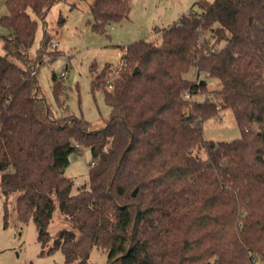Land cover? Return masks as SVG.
I'll return each instance as SVG.
<instances>
[{"label": "trees", "instance_id": "obj_1", "mask_svg": "<svg viewBox=\"0 0 264 264\" xmlns=\"http://www.w3.org/2000/svg\"><path fill=\"white\" fill-rule=\"evenodd\" d=\"M57 1L5 0L0 17V191L34 219L41 253L61 247L65 264H93L94 247L107 264H264V0H197L201 11L158 29L162 41L122 46L117 75L106 79L110 65L93 75L112 107L99 127L52 109L27 52L29 10L43 19ZM131 1L95 0L93 27L127 18ZM193 66L220 86L185 77ZM63 78L52 76L57 94ZM226 107L242 135L207 140L204 121ZM83 147L90 181L73 194L65 171Z\"/></svg>", "mask_w": 264, "mask_h": 264}, {"label": "rangeland", "instance_id": "obj_2", "mask_svg": "<svg viewBox=\"0 0 264 264\" xmlns=\"http://www.w3.org/2000/svg\"><path fill=\"white\" fill-rule=\"evenodd\" d=\"M94 1H57L43 19L29 10L37 25L34 41L27 52L37 68L36 78L41 92L52 109L58 114L69 112L83 117L93 127H99L110 116L112 107L102 88L93 89L96 70L101 71L110 65L113 70L107 71L106 79H113L120 67L122 46L141 39L160 42L162 35L158 29L172 24L191 7L198 12L201 7L194 4L197 0H132L128 17L109 24L105 31H101L92 25L94 18L90 10ZM203 1L210 3L213 0ZM6 14L8 8L5 0H0V17ZM8 30L0 21V54L7 51L2 46L1 35ZM45 30L52 38L46 46L42 43ZM54 73L64 77L61 79L64 90L58 94L52 80ZM184 76L191 80L198 77L200 81L206 79L210 90L220 86L217 79L209 78L205 73L199 75L194 66ZM203 97L202 93L195 96L199 100ZM204 133L207 140L214 141H232L242 135L229 107L220 109L218 115L204 121ZM91 159L90 149L83 147L67 165L65 172L74 180L73 194L81 185L89 184ZM16 204L15 194L6 199L0 191V264H65L61 247H56L50 253H41L42 246L34 219L29 217L22 221L18 217ZM61 227L62 217L55 211L48 228L51 236ZM90 261L93 264H107V252L94 247Z\"/></svg>", "mask_w": 264, "mask_h": 264}, {"label": "water", "instance_id": "obj_3", "mask_svg": "<svg viewBox=\"0 0 264 264\" xmlns=\"http://www.w3.org/2000/svg\"><path fill=\"white\" fill-rule=\"evenodd\" d=\"M137 192V188L133 191V195H136Z\"/></svg>", "mask_w": 264, "mask_h": 264}, {"label": "crops", "instance_id": "obj_4", "mask_svg": "<svg viewBox=\"0 0 264 264\" xmlns=\"http://www.w3.org/2000/svg\"><path fill=\"white\" fill-rule=\"evenodd\" d=\"M186 12H188V11H186ZM186 12H184V13H186ZM184 13H183V14H184ZM183 14H182V15H183ZM180 17H181V16H180ZM180 17H179V19H180ZM179 19H177V20H179ZM177 20H176V21H177ZM176 21H174V22H176ZM174 22H173V23H174ZM170 25H171V24H170Z\"/></svg>", "mask_w": 264, "mask_h": 264}, {"label": "built area", "instance_id": "obj_5", "mask_svg": "<svg viewBox=\"0 0 264 264\" xmlns=\"http://www.w3.org/2000/svg\"><path fill=\"white\" fill-rule=\"evenodd\" d=\"M63 75L65 76L66 75V72H64Z\"/></svg>", "mask_w": 264, "mask_h": 264}]
</instances>
